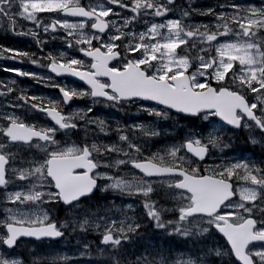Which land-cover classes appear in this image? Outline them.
<instances>
[{
  "label": "snow or ice",
  "instance_id": "snow-or-ice-1",
  "mask_svg": "<svg viewBox=\"0 0 264 264\" xmlns=\"http://www.w3.org/2000/svg\"><path fill=\"white\" fill-rule=\"evenodd\" d=\"M0 29L55 90L0 79V264H264V0H0Z\"/></svg>",
  "mask_w": 264,
  "mask_h": 264
},
{
  "label": "flooded vegetation",
  "instance_id": "flooded-vegetation-1",
  "mask_svg": "<svg viewBox=\"0 0 264 264\" xmlns=\"http://www.w3.org/2000/svg\"><path fill=\"white\" fill-rule=\"evenodd\" d=\"M47 15V14H43ZM20 24L23 25L24 27L20 30L26 31L28 27H32V25L29 22L26 21H20ZM0 45L10 47V48H16V49H25L33 52H39L37 49L35 43L32 41L30 37H21V36H16L11 33H6L4 30L0 29ZM60 47L58 42H52L50 45L45 46V50L48 51L49 49ZM0 65L11 67V68H22L27 71H35L38 72L42 75H48L47 70L44 68H38L31 63H28L27 61L23 64L17 63L14 60H0ZM6 77H14L13 73H5L3 71H0V79H4ZM20 82V86L23 85L25 86L26 84L29 83H34L33 86H31L30 90L37 92V93H42V91H45L47 93H52L55 90L54 89H49L45 88L44 86H41L42 84L36 83L35 81L28 79V78H20V77H14ZM69 81L72 80V78H67ZM77 83V82H76ZM79 84V83H78ZM77 102V101H76ZM78 103L84 104L85 101L81 100ZM107 111V110H105ZM238 148L247 154L248 156H252L253 153L256 154V156L260 155V149L258 146L254 147L250 143H246V136L241 135L240 138L238 139Z\"/></svg>",
  "mask_w": 264,
  "mask_h": 264
},
{
  "label": "rangeland",
  "instance_id": "rangeland-1",
  "mask_svg": "<svg viewBox=\"0 0 264 264\" xmlns=\"http://www.w3.org/2000/svg\"><path fill=\"white\" fill-rule=\"evenodd\" d=\"M214 0H197V3L201 6H206L208 5L209 3H213ZM209 18L208 17H201V16H194V20L196 21H205L207 22ZM34 83H29V84H26L25 86L21 85L22 87H29L31 88V86H33ZM43 86V85H41ZM42 93H47L45 91H42ZM79 101H77L76 103L78 105H81L80 103H78ZM113 115H116L118 118L122 119V120H125V121H146V120H149L151 118L147 117L146 115H143V114H140V115H128V116H125L123 114H116V113H113ZM35 119L39 120L41 123H44L45 120H44V117L42 114H39L37 113L36 116H35ZM165 124H167L168 122H164ZM198 123V122H197ZM159 147V145L157 146ZM153 151L156 150V148H153L152 149ZM119 203V201H117ZM90 239L92 237H89ZM161 238L163 241L164 239L162 237H159ZM75 244V240H71L70 243H65V242H60L58 243L57 245H54V243H51V242H39V243H36V242H32V241H29L25 247H23L21 249V256L24 257L26 260H29L30 261V257L28 256V249L29 248H33L35 250V253L37 254H41V255H44V254H47L49 252H53L55 253L56 251H59L60 253H70L72 250H73V245Z\"/></svg>",
  "mask_w": 264,
  "mask_h": 264
},
{
  "label": "trees",
  "instance_id": "trees-1",
  "mask_svg": "<svg viewBox=\"0 0 264 264\" xmlns=\"http://www.w3.org/2000/svg\"><path fill=\"white\" fill-rule=\"evenodd\" d=\"M153 240H154V242L159 243V244H161V245H164V244L168 243V242H166V241H163V240H162L161 238H159V237H153ZM172 246H173V247H177V248L180 247V246L177 245V244H173Z\"/></svg>",
  "mask_w": 264,
  "mask_h": 264
},
{
  "label": "water",
  "instance_id": "water-1",
  "mask_svg": "<svg viewBox=\"0 0 264 264\" xmlns=\"http://www.w3.org/2000/svg\"><path fill=\"white\" fill-rule=\"evenodd\" d=\"M73 79V78H72ZM79 82V81H78ZM80 83H82V82H80ZM22 239H24V238H22Z\"/></svg>",
  "mask_w": 264,
  "mask_h": 264
}]
</instances>
